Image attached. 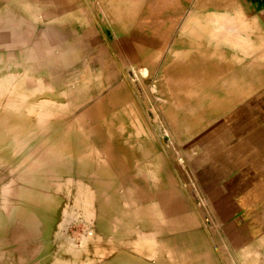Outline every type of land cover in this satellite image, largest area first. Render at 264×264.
<instances>
[{
  "label": "rangeland",
  "instance_id": "374dc122",
  "mask_svg": "<svg viewBox=\"0 0 264 264\" xmlns=\"http://www.w3.org/2000/svg\"><path fill=\"white\" fill-rule=\"evenodd\" d=\"M204 1L182 3L189 11L202 3L200 12L215 10L204 7L212 0ZM234 2L235 11L243 12L252 24L250 36L264 38L260 14L264 9L249 0H227L229 5ZM110 3L122 4L119 0H0V93L4 89L23 94L18 98L10 92L0 94V125L12 105L23 108L44 99L47 105L54 104L46 119L37 115L11 147L0 148V202L6 200L16 209L12 220L0 223V264H55L69 245L78 248L83 235L91 233L77 208L54 209L41 200L53 184L63 183L60 190L64 193L63 171L78 173L85 167L77 156L82 151L81 133L113 152L123 177L113 172L115 176L105 175L106 181L112 182L113 177L125 180L137 205L146 213L149 210L151 218L156 217L154 203L164 207L167 214L156 218L164 226L159 234L162 243L178 247L187 242L195 246L191 251L205 254L199 248L205 246L206 237L217 257L214 264H246L243 248L262 241L256 212L262 203L258 206V198L251 203L250 195L251 185L264 176V77L255 81L251 98L222 111L201 113L197 107L203 109L205 104L186 98L184 105H178L166 84L177 33L170 30L158 39L149 26L138 33L124 30L112 18L114 10L106 7ZM232 32L240 34L236 28ZM236 52L245 51L238 48ZM141 55L156 56V65H140L137 58ZM255 57L251 65L259 69L264 57ZM133 103L132 113L147 123L146 134L130 124ZM12 119L9 115L6 120ZM29 121L27 117L24 123ZM148 133L153 137L150 141ZM147 142L155 148L144 160L143 151L150 146ZM151 169L157 170L155 176ZM59 175H63L61 181ZM112 183L104 186L106 194L116 188ZM116 203L103 206L108 225L121 219V200ZM115 233L123 240L119 245L135 246L133 231L118 229ZM121 262L131 260L126 256ZM256 263L264 264V258Z\"/></svg>",
  "mask_w": 264,
  "mask_h": 264
},
{
  "label": "bare ground",
  "instance_id": "6f19581e",
  "mask_svg": "<svg viewBox=\"0 0 264 264\" xmlns=\"http://www.w3.org/2000/svg\"><path fill=\"white\" fill-rule=\"evenodd\" d=\"M183 1L188 0H119L122 4L110 3L106 5V7L114 10L112 18H116V23L120 25V27L122 26L124 30L129 29L132 32L138 33L141 28L149 26L158 39L163 36V33L165 36L171 32L177 33V39L174 43L172 42L173 44L169 55V61L171 60V62H169L170 69L168 68V70H166L169 76L166 84L168 83L167 86L171 90L170 94H174L172 95L176 98L175 101L178 105H184V98L194 100L196 103L205 104L203 109L197 107L201 113L210 114L215 111H222L223 107L227 109V107H231L235 103H240L242 100L251 98L250 95L256 84L255 81L261 76L264 77V64H262L259 69L252 68L251 58L247 56L248 39L246 35L249 29L252 30L251 22L247 20L243 12H240L238 9L237 11L239 13L235 11L233 5H235L236 2L229 5L227 0H210L211 5L205 4L204 7L211 6L215 10L202 13L200 10L203 3L201 5H195V7L189 11L184 3H182ZM228 6L231 8H228ZM234 16L237 17L235 21ZM235 28L240 32L239 35L233 34L232 30ZM167 38L169 39V36L166 37V40ZM155 43H157L156 40ZM166 44L164 42V45ZM188 46L194 47L195 50L192 48L190 50ZM238 48L245 52L237 53L236 51ZM161 51L159 52L161 53ZM144 57L141 55L140 58H137L140 65H156V56L151 58ZM259 65L261 64L259 63ZM243 67L245 71H243ZM244 72L246 73V79L242 75ZM7 80L8 79H6V81ZM1 85L0 83V86ZM4 86V88L7 89V85ZM1 88H3V86H1ZM1 91L3 92L0 94L3 93L8 95L9 92L14 95L17 94V98L18 94L23 95L21 91L17 93V90L4 92L5 90L2 89ZM12 99H15V97ZM44 100L46 101L47 99ZM45 101L40 102L39 100L37 102L35 100L29 104V106L25 105L23 108H15L12 105V109H10L12 113L8 111L7 116L11 115L13 119L11 122L7 121L6 116L3 118L4 122L0 125L1 150L6 149V147L3 148L4 146L11 147L10 145L22 136L24 134L23 132L27 131V128L31 125V121L37 119V115L42 114L41 116L44 119L47 117V114L52 113L54 104L47 105ZM13 102L15 104V101ZM61 104L62 103L59 101V105ZM133 108H135L134 103L130 106L131 113L133 112ZM192 109L197 111L195 108ZM27 117L30 123L25 124V118ZM130 117V124L134 126L135 130L137 132L140 130V133L145 132L146 134L145 129L149 128L145 120L142 122L140 117L138 115L135 116L133 113ZM121 126H124V124L121 123ZM81 137L82 151L80 153L78 152L77 156L81 163L87 168L82 166L78 173H71L68 170L63 171L64 178L63 175H59V177H61L59 181H61L62 178L65 180L64 186L66 189L64 193L60 190L62 187L61 184L63 183L58 181L60 184L54 187L53 183H55V181L53 180L51 181L53 189L46 191L44 195H42L43 198L41 200L45 202L47 206L54 209L58 208V206L72 207V209L74 207L77 208L79 210V216L82 218L80 219L85 222L88 227L87 230L91 233L85 235L86 233L84 232L85 234L83 235L81 246L73 248L69 245L63 254V258L57 260L55 264H101V261L106 262V264H124L121 262V259H125L126 256L129 257V260H131L133 264H163L164 262H166V264H214L215 261L217 262L216 254L213 252L206 237L204 242L205 246L199 248L201 250L204 249L205 254L201 251H191L192 247L195 246H190L187 242L179 243L178 247L162 243L159 239V234L161 233V227L164 226L160 225V222H158L156 218H162V215L167 214L163 211L164 207L160 205L158 201L154 203L152 206L154 207L156 217L154 216L151 218L149 216V210L146 213L144 208H140L136 203V199H134V192L130 191V188L127 189L128 187H126L127 184L124 182L125 180L121 178L123 177L121 176L122 171L113 158V152L110 148H107L103 144H98L95 141H91L84 133H81ZM146 137L149 141L153 139L151 133L150 136L148 133ZM148 143L150 142L145 144ZM155 145L157 146V144ZM154 148L155 147L150 145L148 148L144 149V151L142 150L144 160L151 155ZM67 151L70 152V150ZM72 154L73 156L76 155L75 153ZM246 158L244 159L246 160ZM141 161L143 162L142 159ZM262 161H264V159ZM96 167L97 170H95ZM247 168H250V166ZM88 171H90L89 174L84 173ZM113 172L121 177H113L112 183L108 180L111 177L109 176L107 179L108 181H106L104 178L105 175H114ZM156 172L157 170L151 169L152 176H155ZM95 174H98L99 178L96 177ZM258 180L259 181L253 184V186L251 185L250 197L251 203H255L257 198L260 201L258 206L262 203L261 208H256L258 216L257 228H259L258 233L262 236V241L261 244L251 242L247 244L248 247L247 245L245 246L247 249L243 248L245 250L241 251V255L242 260L244 259L246 264H257L256 262L259 261L261 257L264 258V176ZM108 183L109 185L112 183L116 187L115 189L112 188L113 192L111 194L105 193L107 187L104 186H108ZM7 185H10V183ZM103 189H105V191ZM13 190H15V188ZM5 191L7 192V190ZM15 191L18 192L19 190ZM39 193L38 191L37 194ZM118 200H121L122 203V208H119L120 210L118 212L122 220L116 218L115 222H117V224L114 222V224L108 225L105 218L107 212L103 206H108V204L113 205L114 202L117 204L116 202H118ZM9 203L6 202V200L0 202V223L6 220H12L15 215L16 209ZM189 210L191 211L192 217L196 220L197 217L194 214L195 212L192 209ZM196 222L198 225V221ZM47 224L50 226L49 222H47ZM35 225L36 220L33 226ZM59 225L58 227L62 224ZM110 227L113 229L111 230ZM117 228L120 230L133 231L135 234V246L128 247V245L125 244L124 246L119 245V242L123 240L118 237L119 234L115 233L118 230ZM114 234H117V236ZM83 255L87 256V260L82 259ZM204 256L206 257V262L203 261ZM209 257L210 261L208 259ZM166 259L168 261H165ZM131 262L129 264H132Z\"/></svg>",
  "mask_w": 264,
  "mask_h": 264
},
{
  "label": "crops",
  "instance_id": "0c3cea01",
  "mask_svg": "<svg viewBox=\"0 0 264 264\" xmlns=\"http://www.w3.org/2000/svg\"><path fill=\"white\" fill-rule=\"evenodd\" d=\"M249 1L256 4L258 6V9H260V10L264 9V3L263 2L260 3L258 0H249ZM260 14L263 16V19H264V12L261 11ZM251 34H252V30L249 29L248 30V38H247L248 39L247 56H250L249 58H252L253 60H255V58H256L255 56H264V38L256 40L250 36ZM255 47H257V52H255V49H256ZM253 64H254V62H253Z\"/></svg>",
  "mask_w": 264,
  "mask_h": 264
}]
</instances>
